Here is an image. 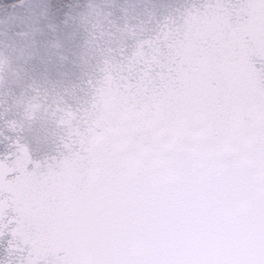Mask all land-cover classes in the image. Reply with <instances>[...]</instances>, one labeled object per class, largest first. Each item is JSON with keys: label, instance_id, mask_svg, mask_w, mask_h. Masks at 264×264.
I'll return each mask as SVG.
<instances>
[{"label": "snow or ice", "instance_id": "obj_1", "mask_svg": "<svg viewBox=\"0 0 264 264\" xmlns=\"http://www.w3.org/2000/svg\"><path fill=\"white\" fill-rule=\"evenodd\" d=\"M0 264H264V0H0Z\"/></svg>", "mask_w": 264, "mask_h": 264}]
</instances>
